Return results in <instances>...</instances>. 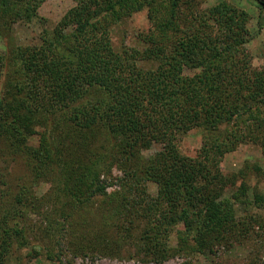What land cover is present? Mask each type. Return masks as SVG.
<instances>
[{
  "label": "trees",
  "instance_id": "1",
  "mask_svg": "<svg viewBox=\"0 0 264 264\" xmlns=\"http://www.w3.org/2000/svg\"><path fill=\"white\" fill-rule=\"evenodd\" d=\"M45 1L0 0V39L16 22L43 21ZM75 3L38 45L0 53V264L28 247L40 253L26 221L42 212L47 198L34 188L43 182L64 199L61 220L87 228L75 216L92 213L130 259L163 264L264 241V161L222 169L241 145L264 156V68L252 65L248 14L228 1ZM143 11V48L116 47L115 29ZM193 130L202 146L190 157L181 143ZM18 162L24 177L13 183Z\"/></svg>",
  "mask_w": 264,
  "mask_h": 264
},
{
  "label": "rangeland",
  "instance_id": "2",
  "mask_svg": "<svg viewBox=\"0 0 264 264\" xmlns=\"http://www.w3.org/2000/svg\"><path fill=\"white\" fill-rule=\"evenodd\" d=\"M204 7L215 5L221 1H228L248 14V28L251 41L247 45L252 65L256 69L264 68V0H203ZM76 5L75 0H46L38 10L42 20H36L30 25L23 23L12 24L10 31L0 39V53L6 48H19L23 46H34L40 43V36L45 29L52 30L60 22L63 16ZM151 24L146 11L137 13L126 19L113 32V41L116 47L125 44L131 48H143L140 34L148 32ZM202 146V136L198 130L191 131L182 141V152L190 157L198 154ZM160 146H154L151 150L141 152L145 159L152 158ZM264 156L262 150L254 144L241 145L235 152L226 155L222 162L225 174L237 173L248 164H263ZM7 168L6 163L0 160V170ZM10 179L18 183L24 177V166L21 162L10 163ZM114 176H122L117 168L113 169ZM26 178V177H25ZM256 184V181L254 182ZM264 189V184L261 186ZM118 190L115 186L109 192ZM152 196H157V187L153 184L149 187ZM34 193L37 198H47L44 207L37 214L31 213L26 221L28 236L31 244L40 253H32L31 247L15 253L10 264H156L145 263L140 258L130 259L128 251L118 250L113 245L115 232L107 230L101 220L93 217L92 213L84 214L75 218L81 222L87 218L92 224L87 228L80 227L78 223L74 227L67 223L59 215L63 197H58L56 189L50 183H40L35 186ZM60 200H58L57 199ZM58 200V201H56ZM98 207L92 209L93 212ZM99 211V210H97ZM239 214L243 215L242 211ZM85 217V218H84ZM100 221V222H99ZM105 237H111L109 247L105 240L99 238V233ZM171 244L177 245L176 236L171 238ZM131 253L133 248L129 247ZM264 264V241L260 237L254 238L244 244H234L231 247H217L213 253L196 255L193 259L176 257L163 264Z\"/></svg>",
  "mask_w": 264,
  "mask_h": 264
}]
</instances>
